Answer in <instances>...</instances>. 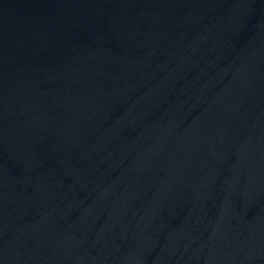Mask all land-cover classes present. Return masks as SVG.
<instances>
[{
    "label": "water",
    "instance_id": "water-1",
    "mask_svg": "<svg viewBox=\"0 0 264 264\" xmlns=\"http://www.w3.org/2000/svg\"><path fill=\"white\" fill-rule=\"evenodd\" d=\"M0 264H264V2L0 0Z\"/></svg>",
    "mask_w": 264,
    "mask_h": 264
}]
</instances>
